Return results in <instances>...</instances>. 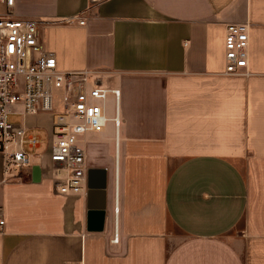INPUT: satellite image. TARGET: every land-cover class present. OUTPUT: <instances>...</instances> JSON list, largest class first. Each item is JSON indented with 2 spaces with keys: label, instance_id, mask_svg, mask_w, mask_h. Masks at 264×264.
Returning a JSON list of instances; mask_svg holds the SVG:
<instances>
[{
  "label": "crops",
  "instance_id": "obj_1",
  "mask_svg": "<svg viewBox=\"0 0 264 264\" xmlns=\"http://www.w3.org/2000/svg\"><path fill=\"white\" fill-rule=\"evenodd\" d=\"M12 11L46 22L60 71L119 90L120 128L117 144L111 122L82 139L86 188L89 169L104 171L103 195H59L48 153L22 169L0 153V264H264V0H14ZM245 22L247 74L226 76L225 28ZM21 117L50 133V115Z\"/></svg>",
  "mask_w": 264,
  "mask_h": 264
},
{
  "label": "built area",
  "instance_id": "obj_2",
  "mask_svg": "<svg viewBox=\"0 0 264 264\" xmlns=\"http://www.w3.org/2000/svg\"><path fill=\"white\" fill-rule=\"evenodd\" d=\"M0 2L5 5L0 15V153L5 169L29 167L27 151L39 150L44 144L56 192L85 195L87 168L82 139L88 133L101 132L111 122L117 144L120 92L102 86L97 79L91 82L89 71H60L55 56L41 44L39 31L46 22L16 16L12 11L14 0ZM78 20L79 25L84 24ZM248 61L249 23L227 25L223 74L246 75ZM110 97L112 117L107 107ZM41 114L53 118L45 140L23 124L8 122L9 115ZM3 226L0 213V232ZM117 241L115 235L113 242Z\"/></svg>",
  "mask_w": 264,
  "mask_h": 264
},
{
  "label": "water",
  "instance_id": "obj_3",
  "mask_svg": "<svg viewBox=\"0 0 264 264\" xmlns=\"http://www.w3.org/2000/svg\"><path fill=\"white\" fill-rule=\"evenodd\" d=\"M33 181L37 182L40 179V167L34 165L32 167ZM105 188V172L89 169L87 171V194L95 193L102 194Z\"/></svg>",
  "mask_w": 264,
  "mask_h": 264
},
{
  "label": "rangeland",
  "instance_id": "obj_4",
  "mask_svg": "<svg viewBox=\"0 0 264 264\" xmlns=\"http://www.w3.org/2000/svg\"><path fill=\"white\" fill-rule=\"evenodd\" d=\"M112 111H113V105L109 104L108 105V114L112 115ZM22 121H23V119L21 116H18V115H9L8 116V122H10V123L17 124V123H21ZM31 133L41 136V138L44 140L48 136V134H46L44 130L31 131ZM27 153L32 157H39L41 155L46 154V147L44 144H42V147L39 150H28Z\"/></svg>",
  "mask_w": 264,
  "mask_h": 264
}]
</instances>
